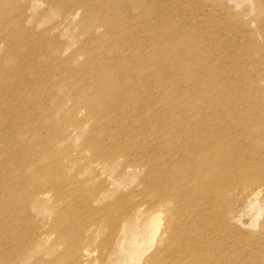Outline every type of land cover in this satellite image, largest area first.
<instances>
[{
	"label": "bare ground",
	"instance_id": "obj_1",
	"mask_svg": "<svg viewBox=\"0 0 264 264\" xmlns=\"http://www.w3.org/2000/svg\"><path fill=\"white\" fill-rule=\"evenodd\" d=\"M157 1H76L75 7L83 9L84 18L96 23L97 37L90 34L87 42L79 45L83 70L73 72L70 67L63 69V76L60 73L61 80L72 79L75 88L72 93L66 84L55 106L51 92L58 91L56 86H44V73L55 70L38 64L37 58L52 59L44 48L53 42L49 33L41 36L44 39L48 35L47 40L35 41L34 28H27L29 17H20L26 4L12 10V25L0 22L4 24L1 30L15 26L19 31L18 36L13 33L17 37L12 43H25L28 34L29 41L37 45L25 51L28 55L22 61L46 69L35 71L40 75L32 80L20 81V74L18 83L4 78L0 81V135L6 137L0 143V177L4 176L0 181H5L0 184V264L14 256L19 263H27L29 243L23 231L28 211L35 209L34 194L37 199H46L48 190H62V197L56 194L57 199L70 204V210L54 226L67 254L51 264H67L74 259L70 248V238L73 243L75 240L74 152L88 153L116 167L114 179L109 181L111 184L116 179V189L103 190L98 197L101 202L118 194L117 201L107 205L108 213L100 216L103 219L106 215L103 234L116 226L113 234L119 241L116 245L112 239L110 258L124 254L140 234V242L155 246L154 251L150 255L144 250L127 255L128 264H264V51L253 56L264 44L257 46L253 31L243 32L245 24L231 13L222 17L223 26L196 19L168 21L156 9ZM0 5L4 8L6 3ZM75 14L70 15L73 18ZM261 30L263 40L264 28ZM238 43L243 49L241 56L234 52ZM104 44L108 46L103 49ZM78 58L75 51L59 63L70 64ZM39 93L46 97L41 99ZM70 98L74 115L77 110L84 113L77 123L73 112L61 104ZM44 106L47 110L40 111ZM55 117H64L67 122H58ZM43 118L45 124L40 121ZM235 119L251 121L253 136L243 135ZM84 124L89 125V133L82 130ZM138 159L144 160L150 172L144 179L146 190L141 200L136 184L130 188L137 176L133 171L138 169ZM33 161L39 163L33 165ZM84 162L82 167L96 172L104 166ZM12 168L15 171L10 176ZM27 168H31L30 175L24 180L21 176L28 175L24 174ZM34 182L38 192L26 187ZM238 185H250L252 190L245 211L232 218L229 198ZM118 189L127 192L119 194ZM146 207L153 208V214L147 213ZM132 214L144 219L139 230L131 223ZM43 240L45 243L34 245V253L64 255L60 244H47V237ZM83 244L88 247L90 242ZM93 255L81 249L79 258L88 264Z\"/></svg>",
	"mask_w": 264,
	"mask_h": 264
},
{
	"label": "rangeland",
	"instance_id": "obj_2",
	"mask_svg": "<svg viewBox=\"0 0 264 264\" xmlns=\"http://www.w3.org/2000/svg\"><path fill=\"white\" fill-rule=\"evenodd\" d=\"M29 1H31V3ZM49 1L51 2V4L53 2V5H51ZM58 1L59 0H56V2H55V0H53V1H51V0H14V1L13 0H0V4H2L3 6L6 3V5L4 6L6 11L0 5V10L3 9L1 11V13L3 12V14H4V15L2 14V16L0 15L1 17H3V19L0 18V22H2L4 20L3 23L8 22V24H11L12 19L10 20V18L13 17L14 12L16 10H18V8H20L26 4L25 5L26 8L22 7L23 9L21 8L22 9L21 12L19 9L18 13L19 12L22 13L23 16L20 14L21 18L29 17V22L27 24V28H29L31 31H32V28H34L33 37L35 34H37V36H38L37 37L35 35L36 38H38L35 41L37 42V40H41V39L47 40V38L49 37V39L51 40V38H52V41L54 42V44H53V42L51 43L49 41L51 44L48 42V45H46V47H44V48H46L45 50H46L47 55H49V54H51V56L53 55L52 59H49V58L47 59V58H45L46 56L37 57L38 60L40 61L38 64H43L44 66L46 65V67L49 66L50 69L53 68L52 71L55 70V72L57 71L59 74L61 72L65 73L66 70L64 71L63 69L68 70L70 67H71V69H73L72 70L73 72H74V70L76 71L77 68L79 70H83L82 67L84 68V63H83L84 57L81 54V52L78 50L82 44L87 42L86 38L89 39L90 34H93V36H94L93 26L96 23L95 22L91 23L86 17L84 18L83 9L80 10V8L75 7L76 1L78 2V0H76V1L75 0H68V1L67 0L66 1L60 0L59 2ZM62 1H65L64 3L68 4V5L67 4H65V5L67 7L70 6L69 7L70 9L67 8L66 6L64 7L63 6L64 4ZM124 2H126V0H122V3H124ZM157 2L158 3H156L157 4L156 6L158 8H156V9L161 10L164 13L161 16L168 18V21L174 20V21L178 22L179 20H181V21L187 22L189 20L191 21L193 19H196V21H206V23L208 25H213V24L217 23V24L223 26L222 17H224L225 13H228V14L231 13L232 15H234V19L239 18V20L242 21L243 24H245L244 29L242 28L243 32H245V29H247L248 32H249V30L251 32L253 31V33L255 34L254 37H256L255 44L257 46L260 45L262 47L264 44V38H263V40L261 38V35L263 34L261 29L264 28V7H263L264 6V4H263L264 0H159ZM13 3H14V5H13ZM21 4H22V6H21ZM58 4H60V5H58ZM124 4H126V3H124ZM262 4H263V6H260ZM16 5H18L19 7ZM12 6L15 8H13ZM7 7H9L8 12H7ZM16 7H17V9H16ZM23 10H24V13L22 12ZM66 10H68V11H66ZM74 12H76V14L72 18V16L70 14L71 13L74 14ZM178 13H180V15ZM136 14H134V15H136ZM11 15H12V17H11ZM177 15H178V18H177ZM179 16H181V17H179ZM139 17L140 16H136V18H138L137 20H139ZM126 19L128 20L127 16H126ZM176 19L177 20L179 19V20L177 21ZM3 23L0 25V27H4ZM252 23H253V25H251ZM33 25H35L36 28H35V26L33 27ZM29 26L32 28H30ZM11 27H12L11 29H9L10 26L7 27L6 30H3V28H2L3 31L0 28V30H1V32H0V36H1L0 37V81H2L4 78V80L10 79L12 82L18 83L19 81L18 80H17L18 82L16 81V77H19L20 74H21V76L19 77L20 81L25 80V78H26V80H32V78L34 76L40 75L39 73L38 74L35 73V71L36 72H38V71L44 72L46 69H40V66L38 64L34 65V66H33V64L30 65V64L26 63L25 61L23 62L22 59L25 60L26 55H28L26 53L28 51V49H31L32 46L35 47L37 44L32 43V40L29 41L28 34L26 35V37H27L25 39L26 41L24 40L25 43L24 42H22V44L18 43V42L12 43L11 39H14L15 37H17L19 35V31L18 32L16 31L17 29L15 28V26H14L15 30H14L13 26H11ZM237 31L239 32V30H237ZM14 32H15V35H17V36H15L13 34ZM47 32L49 33L48 34L49 36L46 35L45 38L47 36L48 37L46 39L45 38L43 39L41 37L42 34L43 35L45 33L47 34ZM255 32L256 33L258 32L257 34L259 36ZM3 33H6V34L3 35ZM8 33L10 34V36L8 35ZM7 35L10 39L7 37ZM94 37H97V35H95ZM259 37H260V39H259ZM22 38H23V36H22ZM53 38H54V40H53ZM6 39L10 41V44H8L9 42H6L7 41ZM252 43H254V42H252ZM19 44L23 47L20 48L21 46ZM145 44H146V42L143 43V45H144L143 48H145ZM17 45H18V47H17ZM6 46L9 47V49ZM27 46H29V48L26 49L25 47H27ZM43 46H44V44H43ZM107 46H108L107 44H104L102 46V48L104 49ZM52 47H56V48L53 49ZM16 49H18V50L16 51ZM51 49H53V50H51ZM47 50H49L51 53H49V51H47ZM62 50H64V51H62ZM75 51H77L79 53L80 58L75 60L73 63L70 62V64H69V62H67L65 64L59 63V61H61L62 59L67 60L66 58H68L71 55V53H74ZM262 51H264V48H262L260 51H257L256 53H254L253 56L256 58L258 56V54L261 53ZM60 52H62V53H60ZM234 52L238 56H241L243 54V49L241 48L240 43H238L236 45V47L234 48ZM16 53H17V55L19 54L20 56L17 57ZM23 53H24V55H23ZM250 55H251V57L249 59L252 58V54H250ZM14 57L15 58L17 57V58L14 59ZM17 59H20V60L18 61ZM52 61H53V63H50ZM18 62L21 64H19ZM54 65H56V66L59 65L61 70H60L59 66L55 68ZM63 65H65V67ZM57 68H59V69H57ZM74 68H76V69H74ZM71 69H69V70H71ZM17 72H18V74H17ZM46 72L44 74H45L47 80L44 81V86L50 87L49 85H55L56 89L58 90L55 93L51 92V94L54 96L53 105L55 106L58 104L59 100L61 99V98H59V92H60V90L62 91V89H64L66 87V84H67L68 91H70L72 93H73L75 87H74L72 79L66 78L64 80H61V77L64 74L61 73L62 76H61V74L59 76L54 71L50 72L51 74L50 73L47 74ZM6 76H8L9 78L7 77L8 79H5ZM23 76H24V78H23ZM26 76H29V77H26ZM58 79L61 81L59 82L58 85H56L55 80H58ZM55 86H54V88H55ZM39 96L41 99H44L46 97V95L42 94V93H39ZM61 104L64 108L73 112L72 119L76 123H77V121H79L83 118L84 113L81 110H77L75 112V115H74V107H73V104L71 102V98L63 100L61 102ZM39 110L43 111V110H47V109L44 106V107H40ZM61 113L62 112H60L58 115H61ZM56 119L58 122L59 121L67 122V119H65L64 117L61 120H59L60 119L59 117H57ZM236 119H235V121L233 120V122L237 121L239 123V127H240L239 130L242 132V134L243 135L245 134L248 137H251V135L253 136V134H251L252 132L250 131L251 128L253 127L251 124V121L250 122H248V121L247 122H240V121H238L239 119L238 120H236ZM240 120H242V118H240ZM40 121L43 122V124H45V122L47 120L43 118V120H40ZM242 123H244V124H242ZM214 126L217 128L216 125H214ZM44 128L46 130V126ZM44 128L41 129L42 134L45 133ZM82 130L85 133H89L90 132L89 125L84 124L82 127ZM0 136H1L0 137V140H1L0 143H1L3 138L5 139L6 137H4L2 135H0ZM73 156H74V169L72 172H74V233H75L74 239L75 240L73 243V238H70V242H72V244H73V246L71 245L70 248L72 251H74V259L70 260L67 264H84V262H82L79 258V253H80L81 249H87L92 254H94L91 257V260L88 264H128L127 255L141 253L142 250L146 251V255L147 254L150 255L151 252L154 251L153 249L155 246L151 247V245H149V244L145 245V244L141 243L139 240L140 234H138L136 236L137 241L127 245V247L125 248L124 254H115V256L113 258H110V250H111L110 249V243H111L112 239L114 238L116 245L119 241V240L115 239L117 234H113L116 226L110 229L109 234H103L102 233L103 223L105 221L106 215L103 219H101L100 216L102 214H104L105 212H106V214L108 213L107 208L109 206H107V205L114 204V202L117 201L116 197L118 194L116 195L114 193V194L108 196L107 198H105L104 200H102L101 202L98 199V197H99V193H101V191H103V190L113 191L114 189H116V186H117L116 179L114 181H112L111 184L109 182L111 179H114L113 173H116L115 172L116 167L114 164H112V165L109 164L106 160L93 159L90 156V154H88V153H84L82 155H79L77 152H74ZM143 158H145V156ZM84 161H88L89 163H102V164H104V166L101 167L102 169L100 170V172H96V171H92L87 166L82 167L85 164ZM138 161H139L138 169L136 171L127 169V172L133 171L137 175L134 178V181L131 183L130 188L136 184V186L138 188L137 194H139L140 200H141V196L143 197V194L146 190V188H145L146 185H145L144 179H146V177L150 175V172H149V168L147 169V167L145 166L143 159H138ZM38 163H39L38 161H33V165H37ZM30 169L31 168H27L24 170V174H25V172L28 173L27 176H21L24 180L28 179L27 177L30 175ZM11 171H15V169L12 168L10 170V172H9L10 176H12ZM102 171L106 172V174H102ZM17 174H19V173H17ZM2 177H4V176L1 175L0 178H2ZM2 183H5V181H0V184H2ZM98 183H100V185H98ZM103 185L106 188L102 187ZM26 187L28 189H31V190L33 188L36 192L39 191V190H36V182H34L32 184H28ZM130 188H128V189H130ZM233 190H234V192H233ZM233 190H232V194L229 198V200H230L229 201L230 202L229 207L232 209L231 217L236 218L237 215H241L243 213V211H245L246 206L248 204L249 197H250L249 193L252 190V188L250 187V185L249 186L238 185V187L233 188ZM126 192H127V189L126 190H119L118 189L119 194H126ZM47 193H48V197L46 199H43V198L37 199L35 197L36 196V193H35L32 200H33V204H34L36 210L31 209L28 211V214H29V215H27L28 216V218H27L28 222H27V225L24 226L25 228L23 231V234H26L25 236L27 237L26 239L28 240L27 243H29V244H27V250H28L27 263H19L16 256H14V257L10 258V260L6 261L5 264H35L37 261H40L41 264H51L53 262V260H56V259L61 260L66 256L67 253L64 250V244L58 240L57 234L54 230V226H55L56 221L59 219V217L64 215V213L66 211L70 210V204L67 203V201L64 199H59V200L57 199L56 194L58 196L62 197V190H56V191L55 190H52V191L48 190ZM149 197H151V195H149ZM91 200L94 201V202H92V204H91ZM85 204H87L88 207ZM89 204H90V206H89ZM122 205L123 204L121 203V204L117 205V207H121ZM146 209H147V213L153 214V211H154L153 208H147L146 207ZM131 217H132L131 223L136 229L139 230L140 228H142L144 226V224H143L144 219L143 218H139L136 214H132ZM158 223L160 224L161 222H158ZM115 224L117 225L118 221ZM35 225H38L40 227L38 229H36ZM21 229H23V228H21ZM21 229L18 230L19 233H20ZM94 230H96V234H92V232ZM43 237L48 238L47 244H51V243L60 244L62 247L60 250H63L64 255L60 256L59 255L60 253L50 255L46 251H43L40 254L34 253L33 247L35 244H37L39 242L45 243L43 240ZM121 237H122V235H120V238ZM86 241L90 242V245L88 247H86L83 244ZM108 241H109V243H107ZM140 258L142 261L144 257L141 256Z\"/></svg>",
	"mask_w": 264,
	"mask_h": 264
}]
</instances>
